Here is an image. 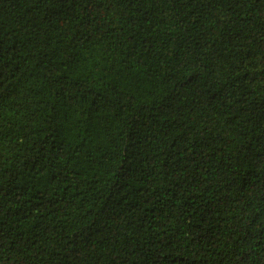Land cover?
Returning a JSON list of instances; mask_svg holds the SVG:
<instances>
[{
  "label": "trees",
  "instance_id": "obj_1",
  "mask_svg": "<svg viewBox=\"0 0 264 264\" xmlns=\"http://www.w3.org/2000/svg\"><path fill=\"white\" fill-rule=\"evenodd\" d=\"M0 264H264V0H0Z\"/></svg>",
  "mask_w": 264,
  "mask_h": 264
}]
</instances>
